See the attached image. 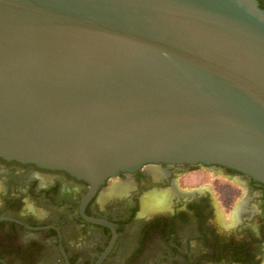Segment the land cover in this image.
Wrapping results in <instances>:
<instances>
[{"label": "water", "instance_id": "water-1", "mask_svg": "<svg viewBox=\"0 0 264 264\" xmlns=\"http://www.w3.org/2000/svg\"><path fill=\"white\" fill-rule=\"evenodd\" d=\"M0 158L96 188L150 164L264 184L255 0H0Z\"/></svg>", "mask_w": 264, "mask_h": 264}, {"label": "flooded vegetation", "instance_id": "flooded-vegetation-1", "mask_svg": "<svg viewBox=\"0 0 264 264\" xmlns=\"http://www.w3.org/2000/svg\"><path fill=\"white\" fill-rule=\"evenodd\" d=\"M0 264H264V184L181 163L93 188L0 158Z\"/></svg>", "mask_w": 264, "mask_h": 264}, {"label": "bare ground", "instance_id": "bare-ground-1", "mask_svg": "<svg viewBox=\"0 0 264 264\" xmlns=\"http://www.w3.org/2000/svg\"><path fill=\"white\" fill-rule=\"evenodd\" d=\"M156 173H158V172H156ZM150 174H151V172H150ZM147 206V205H146ZM144 212V211H143Z\"/></svg>", "mask_w": 264, "mask_h": 264}]
</instances>
